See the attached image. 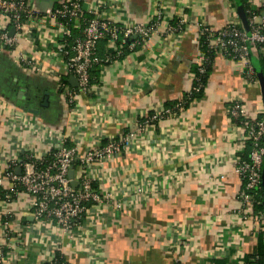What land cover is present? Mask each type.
I'll list each match as a JSON object with an SVG mask.
<instances>
[{"label": "crops", "instance_id": "obj_1", "mask_svg": "<svg viewBox=\"0 0 264 264\" xmlns=\"http://www.w3.org/2000/svg\"><path fill=\"white\" fill-rule=\"evenodd\" d=\"M60 1L52 7L34 0L39 14L25 23L18 41V51L40 63L38 74L31 76L15 54L0 52V187L6 186L7 159L26 152L50 153L52 140L27 128L26 120L62 130L70 140L75 137L81 151L100 133L113 138L134 130L139 118L190 90L198 25L244 27L240 14L246 17L252 0H102L110 3L107 14L125 25L149 22L160 4L168 21L185 19V31L164 36L160 29L134 49L128 45L106 68H98L91 93L79 97V125L59 93L66 74L55 45L63 29L46 15ZM81 1L87 12L101 0ZM77 32L72 30V35ZM254 65L259 67V61ZM234 96L248 104L253 118L264 108L261 82L247 84L234 64L217 58L201 99L149 128L131 151L92 169L97 189L119 188L124 210H95L97 216H89L71 240L58 226L51 230L37 224L27 212L29 196L19 193L10 203L0 200L1 241L4 224L17 217L41 238L54 233L59 256L67 264H250L264 250V230L240 210L237 194L242 185L234 163L241 131L231 129L227 113V99ZM50 254L51 248L34 244L21 262L42 264Z\"/></svg>", "mask_w": 264, "mask_h": 264}, {"label": "built area", "instance_id": "obj_2", "mask_svg": "<svg viewBox=\"0 0 264 264\" xmlns=\"http://www.w3.org/2000/svg\"><path fill=\"white\" fill-rule=\"evenodd\" d=\"M109 5L107 1L101 0L85 12L81 0H61L58 8L46 11V15L58 22L67 19L60 22L63 36L55 45V49L62 60L65 76L69 81L75 80L76 86L73 84L72 88L60 84L58 86L65 108L70 114L78 117V122L76 121L78 125L81 121L77 108L79 97L91 93L93 89L91 73L96 66L106 68L115 59L123 56V48L118 46L121 37L130 42V49H134L160 29H164V36L182 35L185 31V19L179 18L176 20L177 24L173 25V20L168 21L165 18L164 9L160 4H157L156 12L149 22L126 25L117 23L107 14L106 10L111 8ZM248 5L246 16L248 29L235 23H227L218 29L201 23L198 25L197 36L208 37L209 48L215 54L214 63L217 58H221L234 64L241 71L247 84L257 86L260 85V80L251 58L264 55V0H252ZM38 14L39 10L34 5V0H0V52L15 54L17 63L30 70L31 76L41 71L40 63L19 52L18 41L24 35L25 23ZM2 22L6 24L1 25ZM71 27L78 31L76 35H72ZM11 30H14L13 35ZM132 37L137 38V41H130ZM105 39L108 40L107 54L101 58L98 55L99 43ZM207 61L198 45L193 64L200 67L201 75L207 73ZM191 81V88L186 93L189 96L198 93L203 87L199 77L193 74ZM227 103L231 129L241 131L239 134L241 146L234 163V172L242 185L237 194L241 204L240 210L245 218L257 222L259 230H264V214L255 210L258 204L257 195L263 188L264 108L260 110L257 118H253L249 115L248 104L240 97H230ZM174 109L178 112L173 113L171 109L161 107L155 110L153 115L147 114L139 118L134 130L119 137H106L100 133L84 151H81L74 142L75 137H71L70 140L62 130L49 128L29 118L30 120H26L27 128L32 129L34 133L37 132L39 136L45 135L52 140L50 153L39 156L26 152L21 155L22 158L7 159V179L3 181L6 186L3 185L5 188L2 186L4 192L8 193L6 202L10 203V194L17 195L21 190L30 198L27 212L37 224L51 226V230L58 226L62 235L74 240L78 232L84 228L87 218L97 216L94 214L95 210L109 211L111 208L121 211L126 208L120 200L119 188L116 185L110 190L93 189L97 179L94 175L91 176L92 169L113 161L124 152L131 151L137 143V138L145 135L149 128H155V124L159 125L167 118L184 111V104L180 101ZM69 142L73 143L70 148L67 147ZM50 155L52 161L47 163L46 158ZM15 167L21 168L20 175L15 173ZM71 171L74 173L73 179L69 177ZM73 181L78 182L77 188L71 186ZM3 230L5 238L3 236V241L0 239V264H25L21 262L22 256H25L34 244L51 248L49 258L43 260L42 264H67L59 256L60 246L52 236L54 233L41 238L34 230L29 232L30 228L17 217L13 222L5 223Z\"/></svg>", "mask_w": 264, "mask_h": 264}, {"label": "trees", "instance_id": "obj_3", "mask_svg": "<svg viewBox=\"0 0 264 264\" xmlns=\"http://www.w3.org/2000/svg\"><path fill=\"white\" fill-rule=\"evenodd\" d=\"M238 4H242L241 1L238 2ZM59 6H57L56 8H58ZM247 10H248V6H246V10H245V13H246V16H248V13H247ZM67 19H61L60 22H65ZM173 25H176L177 24V21L176 20H173L172 21ZM73 25V24H72ZM71 29H73L71 27ZM74 30V29H73ZM208 37L206 35H201L199 38H198V45H199V50H201L202 54L204 55L205 58H207V66H206V71L207 73L205 75H201L199 73V66L196 65V64H193L191 66V73L197 77H199L200 79V82L201 84L203 85L202 89L198 92V93H194L193 95L189 96L187 94H185L183 96V98L181 100H177V101H174V102H170V103H167L163 106V108H166V109H171L173 113H177L178 110L177 109H174V107L181 101L183 104H184V109L188 108L191 104H193L195 101L199 100L202 98L203 96V93L207 87V84H208V80H209V77H210V74L213 70V63H214V59H215V54L213 51L210 50L209 48V42H208ZM130 41H137V38L135 37H132V40ZM107 44H108V40L105 39V40H102L100 43H99V49H98V55L99 57L101 58H104L107 54V50H106V47H107ZM129 45V42L128 40H124L122 37L119 39V42H118V46H121L124 48L123 52L124 54L126 53L125 52V48ZM252 60V64L253 66L255 67V71H256V74L257 76L259 77L260 75L264 78V55L261 54L259 56H253L251 58ZM258 60L260 65L259 67L255 64V61ZM98 70V66H96L92 73H91V77H92V84H94V82H96V78H94V76H96L98 78V76L96 75L97 73H95V71ZM60 85H66V86H69L70 88H72V84L70 83L69 81V78L67 77H63L61 78L60 80ZM61 92V90L59 91V93ZM150 115H153L154 114V111L150 112L149 113ZM156 126L158 124H155ZM263 145H264V142H263ZM67 147H72V145L70 143H67ZM247 154L244 156L246 158ZM47 163L48 162H51L52 161V156H48L47 158ZM77 164V163H76ZM93 189L94 190H97L96 186L93 185ZM20 193H22V191L20 190ZM8 193L7 192H4V190L2 189V187H0V200L1 201H6V195ZM11 195V201L16 199L17 195L16 193H12L10 194ZM257 202L258 204L256 205L255 207V210L257 212H261L262 214H264V187L262 188V190H260V192L258 193L257 195ZM63 260V259H62ZM250 264H264V250L263 252L251 257L250 259Z\"/></svg>", "mask_w": 264, "mask_h": 264}, {"label": "water", "instance_id": "obj_4", "mask_svg": "<svg viewBox=\"0 0 264 264\" xmlns=\"http://www.w3.org/2000/svg\"><path fill=\"white\" fill-rule=\"evenodd\" d=\"M39 1H41V0H39ZM43 1H47V2H50L51 3V6L53 7V5H54V2L56 1V0H43ZM241 18H242V20H243V25H244V28L245 29H248V24H247V18L245 17V15H244V13L243 12H241ZM14 34V30H11V35H13ZM259 78H260V82H261V85H262V90H263V100H264V78L260 75L259 76ZM70 83L71 84H73L74 86H76V83H75V80H71L70 81ZM17 174H21V168H17ZM73 175H74V173H73V171H71L70 172V174H69V177H70V179H73ZM71 186L73 187V188H77L78 187V182H75V181H73L72 183H71ZM263 187H264V173H263Z\"/></svg>", "mask_w": 264, "mask_h": 264}]
</instances>
